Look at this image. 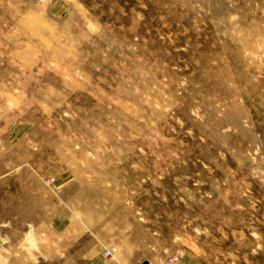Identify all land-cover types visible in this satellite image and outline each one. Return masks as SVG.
<instances>
[{"label": "rangeland", "instance_id": "374dc122", "mask_svg": "<svg viewBox=\"0 0 264 264\" xmlns=\"http://www.w3.org/2000/svg\"><path fill=\"white\" fill-rule=\"evenodd\" d=\"M174 256L264 264V0H0V264Z\"/></svg>", "mask_w": 264, "mask_h": 264}, {"label": "built area", "instance_id": "2783aa9c", "mask_svg": "<svg viewBox=\"0 0 264 264\" xmlns=\"http://www.w3.org/2000/svg\"><path fill=\"white\" fill-rule=\"evenodd\" d=\"M116 249L117 248L115 246H112L111 248L105 250L104 253H103V257L104 258H108V257L112 256L114 254V252H116ZM177 261H178V257L177 256L170 257V258H168L166 264H173V263H175Z\"/></svg>", "mask_w": 264, "mask_h": 264}, {"label": "water", "instance_id": "95a60500", "mask_svg": "<svg viewBox=\"0 0 264 264\" xmlns=\"http://www.w3.org/2000/svg\"><path fill=\"white\" fill-rule=\"evenodd\" d=\"M143 264H146V262H144Z\"/></svg>", "mask_w": 264, "mask_h": 264}]
</instances>
